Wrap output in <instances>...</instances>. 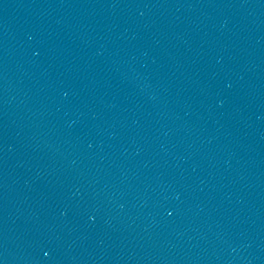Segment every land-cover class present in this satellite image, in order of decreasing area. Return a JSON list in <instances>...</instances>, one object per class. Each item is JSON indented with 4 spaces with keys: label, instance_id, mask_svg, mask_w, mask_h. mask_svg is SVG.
Returning a JSON list of instances; mask_svg holds the SVG:
<instances>
[{
    "label": "water",
    "instance_id": "95a60500",
    "mask_svg": "<svg viewBox=\"0 0 264 264\" xmlns=\"http://www.w3.org/2000/svg\"><path fill=\"white\" fill-rule=\"evenodd\" d=\"M0 264H264V0H0Z\"/></svg>",
    "mask_w": 264,
    "mask_h": 264
}]
</instances>
